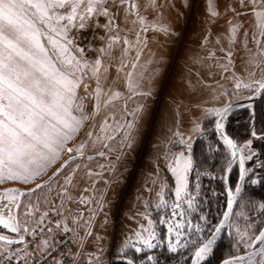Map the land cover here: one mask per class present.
Wrapping results in <instances>:
<instances>
[{
    "label": "rangeland",
    "instance_id": "1",
    "mask_svg": "<svg viewBox=\"0 0 264 264\" xmlns=\"http://www.w3.org/2000/svg\"><path fill=\"white\" fill-rule=\"evenodd\" d=\"M112 4L109 0L107 6ZM137 7L140 16L119 12L121 24L138 28L137 42L123 48L125 55L112 65L109 55L82 57L75 46L74 36L92 24L65 31L53 18L47 29L40 28L38 39L46 51L39 58L48 71L63 66L75 72L69 109L75 122L55 158L38 174L9 180L7 171L0 170V235L18 236L61 203L62 209L52 211L64 218L68 231L63 232L82 248L76 264H99L129 251L149 264H176L178 252L204 239L203 229L212 222L208 213L203 220L192 219L193 211L194 216L202 211L198 195L188 188L190 145L207 124H214L221 108L252 94L264 81V0H146ZM114 85L137 95L116 102ZM251 143L247 139L241 146L250 148ZM82 152L86 157L70 163L81 164L76 173L65 175L69 181L62 179L66 166L49 184L28 192L17 207L21 190ZM263 205L256 202L251 210L245 200L237 204L229 233L237 249L232 256L251 247L264 225ZM0 245V253L12 246L1 240ZM244 264H264V253Z\"/></svg>",
    "mask_w": 264,
    "mask_h": 264
},
{
    "label": "snow or ice",
    "instance_id": "2",
    "mask_svg": "<svg viewBox=\"0 0 264 264\" xmlns=\"http://www.w3.org/2000/svg\"><path fill=\"white\" fill-rule=\"evenodd\" d=\"M107 2L0 0V42L4 44V51L0 52V170L7 171L6 179L23 175L26 180L28 175L38 174L55 158L75 122L69 110L76 86L75 72L63 66L54 73L48 71L46 62L39 58L46 51L38 39L40 28H48L57 8L67 11V15L57 17L58 21H68L62 26L65 31L69 25L77 26V20L78 27L83 28L89 14L107 15ZM226 143L231 145L232 141ZM41 187L36 185L37 189ZM260 239L264 240V233ZM206 251L207 246L199 249L196 256L202 257Z\"/></svg>",
    "mask_w": 264,
    "mask_h": 264
},
{
    "label": "trees",
    "instance_id": "3",
    "mask_svg": "<svg viewBox=\"0 0 264 264\" xmlns=\"http://www.w3.org/2000/svg\"><path fill=\"white\" fill-rule=\"evenodd\" d=\"M252 112L250 107H245L231 113L227 117L226 129L229 134L238 142L247 163V177L245 182V190L240 200H245L246 207L252 210V206L256 202H264V135L256 136L255 134H264V97L256 106V123L254 133L252 132ZM210 123L207 124L205 130L195 138L191 148L193 166L190 171V179L188 183L189 192L193 190L197 196L196 202L202 213L193 216L192 219L203 220L208 213L211 220L210 227L205 226L203 229L204 239L206 240L215 229L226 206V191L224 174L225 169L231 159L226 142H224L212 130ZM247 139H251L253 147L242 148V144ZM223 151L227 155L222 156ZM212 152V154H210ZM221 154V155H220ZM222 159H225L222 161ZM222 162H225L223 165ZM237 164V163H236ZM234 164L230 171L229 182L231 188H235L239 177V169ZM213 192L212 196L209 194ZM239 200V202H241ZM238 202V203H239ZM194 205H197L194 202ZM198 209V207H197ZM219 210V211H218ZM262 216L264 215V205L261 208ZM196 223V221H194ZM264 222L261 223L262 226ZM192 227V226H191ZM209 227V228H208ZM195 233V232H194ZM230 233V232H229ZM226 233L219 244L212 248L207 259L200 264H219L225 258L231 257L237 249H234L231 240V234ZM194 237L190 235V237ZM194 241V245L187 246L186 249L178 252L177 257L173 260L176 264H190L193 252L201 242ZM125 256L131 258L137 264H149L147 261L140 259L137 255L126 252ZM161 261V260H160ZM114 264H127L125 262H115Z\"/></svg>",
    "mask_w": 264,
    "mask_h": 264
},
{
    "label": "water",
    "instance_id": "4",
    "mask_svg": "<svg viewBox=\"0 0 264 264\" xmlns=\"http://www.w3.org/2000/svg\"><path fill=\"white\" fill-rule=\"evenodd\" d=\"M263 97H264V81L260 84V86L252 94L247 95L243 98L237 99L235 101H232V102H229L228 104H226L223 108H221V110L219 111V113L217 114V116L214 120L212 130H214V132L218 135V137L221 138L224 142H226V140L232 141L231 145L226 143L231 148V153H232L231 159H230V161H229V163L225 169V174H224L226 194H227V205H226V209L224 211V214L222 216V219L220 220V222L217 225L214 232L204 242L200 243L197 246V248L195 249V251L192 255L190 264H200L205 253L208 252L209 250H211L212 248L216 247L219 244V242L222 239L225 232H230L231 220L233 218L237 204H238V202H239V200H240V198L243 195L244 190H245V182H246V177H247V163H246V160L244 158V155L242 153V150H241L238 142L236 141V139H234L232 137L231 134L228 133V131L226 129V125H225V120L231 113H233L237 110H240L242 108H245V107H250L251 112H252V116H253L252 129H254V126L256 123V106ZM121 131H119L114 136H112V138L118 136ZM253 133H254V131H253ZM255 135L256 136H262L264 134H255ZM192 145H193V143H191L190 147ZM99 155H100V152L96 153V154H88L87 158L91 159V158H95ZM84 157H86V154L83 152L67 157L45 179L41 180L40 182H37L36 184H34L30 188H26V189L21 190L17 207L20 206L21 200L23 199V197L28 192H31V191H34L37 189L36 188L37 184H40L42 186L49 184L57 175H59L65 169V167L69 163H71L75 159L84 158ZM241 162H243V167H241ZM236 163H239L240 174H239V179H238L237 185L235 186L234 189H232L230 186V182H229V176H230V171H231L233 165ZM57 169H58V171H57ZM262 233H264V225L261 228V230L259 231V233L256 235V237L254 238V241L252 242L251 247L246 252L225 258L219 264H224V263H229V262H234V261H239V264H244L249 259L260 257L264 253V240L260 239ZM23 237H24V231H21L19 233V235L16 237H8V236L0 235V240L7 242V243H8V241H13L12 243H9L12 245V244L19 243L20 241H22ZM205 246H207L208 251H206L202 255V257H197L196 256L197 251H199V249H201V248H204ZM115 262H125L127 264H137L131 258H129L125 255H120V254L106 257L99 264H114Z\"/></svg>",
    "mask_w": 264,
    "mask_h": 264
},
{
    "label": "built area",
    "instance_id": "5",
    "mask_svg": "<svg viewBox=\"0 0 264 264\" xmlns=\"http://www.w3.org/2000/svg\"><path fill=\"white\" fill-rule=\"evenodd\" d=\"M105 19L103 14L97 15L92 25L75 37V46L82 57L94 58L100 52ZM57 213L51 211L48 218L26 229L22 241L0 253V264H76L82 248L77 246L73 236L62 232L53 241L47 239L48 231L57 224ZM41 246L44 248L39 250Z\"/></svg>",
    "mask_w": 264,
    "mask_h": 264
},
{
    "label": "crops",
    "instance_id": "6",
    "mask_svg": "<svg viewBox=\"0 0 264 264\" xmlns=\"http://www.w3.org/2000/svg\"><path fill=\"white\" fill-rule=\"evenodd\" d=\"M140 1H143L145 3L146 0H113L114 4H112V6H108V8H107V10H108L107 11V15H104L103 14L105 16V18H106V21H107L106 23L107 24H106L105 34L103 36V43H102V45L100 47V53L101 54L98 55V57L100 58L102 54H104V56L105 55L106 56L109 55L108 56L109 57V60L108 61H109V63L111 65L113 63H116L117 56H119V58H121V57H123L125 55V53H122V49L123 48L127 51V48H129V46L131 48H133L134 42H137V33H135V32H137L138 28L135 31V28L133 27V25L121 24L122 22H120L121 19L119 20V12H122V11L125 12L126 11V12H129L130 13V16H132L133 14H135L136 16L137 15L140 16L138 14V12L141 11V9H139L137 7L138 2H140ZM85 2H86V0H85ZM108 2H109V0H108ZM134 6H135V8H134ZM78 13L83 14L82 9H78ZM52 15H53V18L57 20V17L59 15H67V11L65 9H59V8H57V9L54 10V12L52 13ZM96 16L97 15H95V14H89V16L86 17V19L84 21L85 28L89 27L92 24V22L94 21V19L96 18ZM125 19H126V16H125ZM109 21H111V24H109ZM60 22H62V26L68 24V21L67 20L60 21ZM76 23H77V26H78V20L76 21ZM77 26H75V27H77ZM75 27L69 25L67 27V29L69 31H71V30L75 29ZM154 27L155 26H151L149 28H151L153 30H157ZM139 28L140 29H143L142 26L139 27ZM75 37H76V35L74 36V38ZM125 57H126V61H127V59L129 58L127 56V54H126ZM126 63H128V62H126ZM114 77H115V75H114ZM112 80H114V78ZM113 87H114L113 90L116 93L115 94L116 95V99H117L116 102L119 101L118 99H122L123 96L124 97L129 96V99H131L132 97H134V96L137 95V92H135V90L128 89V88H124L123 89V88H121L122 86L117 87L115 85ZM80 159H82V158H80ZM80 164H77V166H75V167H70V163H69L67 165L68 170L62 176L63 181H67V180L69 181V179L71 177L70 178L68 177V178L65 179V175L67 176V175H69L72 172L76 173L78 171V169H79V165ZM61 183L62 182L60 181L59 184H61ZM60 206H61V203L58 204V205H55L52 209H50V211L56 210V209H59V210L62 209V208H60ZM48 213H47V215L45 217L42 216L41 218L42 219L48 218ZM59 213H60V211H59ZM63 219L64 218L62 216L60 218V214H59L58 222H57L55 228L52 229L53 232L51 233V235H49V234L47 235L48 241H53L54 238H55V235H58L59 232L62 233L63 230L64 231H68V229L66 228V225H65ZM0 247L3 248L4 246H1L0 245ZM43 248L44 247L41 246V248H39V250H42ZM122 252H120V253H122Z\"/></svg>",
    "mask_w": 264,
    "mask_h": 264
},
{
    "label": "flooded vegetation",
    "instance_id": "7",
    "mask_svg": "<svg viewBox=\"0 0 264 264\" xmlns=\"http://www.w3.org/2000/svg\"><path fill=\"white\" fill-rule=\"evenodd\" d=\"M100 154H101V152H100ZM189 179H190V175H189ZM189 179H188V183H189ZM225 191H226V187H225ZM226 205H227V197H226ZM225 209H226V206H225ZM225 209H224V211H225ZM223 214H224V213H223ZM221 219H222V218H221ZM231 221H232V220H231ZM216 227H217V226H216ZM216 227H215V229H216ZM215 229H214V230H215ZM214 230H213V232H214ZM213 232H212V233H213ZM226 233H229V232H225V234H226ZM225 234H224V235H225ZM210 235H211V234H210ZM224 235H223V236H224ZM222 238H223V237H222ZM220 241H221V240H220ZM196 247H197V246H196ZM195 249H196V248H195ZM211 250H212V249H211ZM211 250H210V252H211ZM194 251H195V250H194Z\"/></svg>",
    "mask_w": 264,
    "mask_h": 264
},
{
    "label": "bare ground",
    "instance_id": "8",
    "mask_svg": "<svg viewBox=\"0 0 264 264\" xmlns=\"http://www.w3.org/2000/svg\"><path fill=\"white\" fill-rule=\"evenodd\" d=\"M224 264H228V263H224Z\"/></svg>",
    "mask_w": 264,
    "mask_h": 264
}]
</instances>
